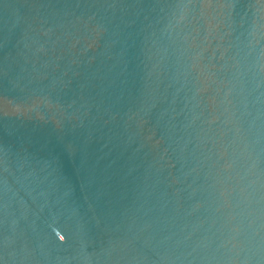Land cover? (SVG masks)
I'll return each mask as SVG.
<instances>
[{
  "label": "water",
  "instance_id": "95a60500",
  "mask_svg": "<svg viewBox=\"0 0 264 264\" xmlns=\"http://www.w3.org/2000/svg\"><path fill=\"white\" fill-rule=\"evenodd\" d=\"M0 264H264V0H0Z\"/></svg>",
  "mask_w": 264,
  "mask_h": 264
}]
</instances>
